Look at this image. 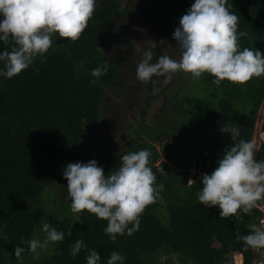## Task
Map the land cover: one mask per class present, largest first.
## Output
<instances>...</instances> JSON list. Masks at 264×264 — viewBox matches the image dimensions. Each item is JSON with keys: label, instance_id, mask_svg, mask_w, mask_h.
Masks as SVG:
<instances>
[{"label": "trees", "instance_id": "1", "mask_svg": "<svg viewBox=\"0 0 264 264\" xmlns=\"http://www.w3.org/2000/svg\"><path fill=\"white\" fill-rule=\"evenodd\" d=\"M174 1L180 7L176 18L195 2ZM230 3L231 11L239 17V30L247 32L240 38L242 48L264 52V0ZM125 4L108 0L106 6L97 5L78 40L57 33L48 52L37 57L32 66L11 79L0 77V226L7 225L3 230L7 239L0 236V264H19L14 249L18 244L25 246L21 240H30L37 226L36 238H45L43 211L55 202L51 185L59 169L57 160L82 150L86 146L82 140L105 121L103 98L108 86L119 91L115 86L119 66L104 54L102 44L128 48L129 39L118 29L116 18L126 9ZM10 47L0 41V51ZM106 60L107 73L92 76V69ZM203 75L204 97L180 95L174 90L176 97L169 98L152 123L134 126L139 147L133 151L151 150L157 183L164 185L163 200L145 208L139 229L113 241L104 231L107 220L84 210L79 216L83 223L73 224L69 205L62 204L48 222L64 232V240L38 250V257L26 250L23 264H86L88 249L100 253L102 264H107L113 251L126 256L124 264H223L231 255L237 264L253 263L254 249L237 237L249 234L252 225L258 226L261 208L242 214L239 220L221 218L219 206L205 207L198 201L201 173L191 185L187 183L194 167L211 174L225 149L235 143L221 127L240 128L242 138L256 141V159L264 160V76L244 84L225 79L217 86L212 74ZM153 79L158 83L148 82L150 98L160 85V77ZM167 112L175 121L173 127H167L162 118ZM157 144L163 145L162 152ZM160 156L170 163L156 166ZM79 238L88 249L73 257L71 245ZM154 256L164 259L152 262Z\"/></svg>", "mask_w": 264, "mask_h": 264}, {"label": "clouds", "instance_id": "2", "mask_svg": "<svg viewBox=\"0 0 264 264\" xmlns=\"http://www.w3.org/2000/svg\"><path fill=\"white\" fill-rule=\"evenodd\" d=\"M97 2L0 0V41L11 46L10 50L0 51V77L11 79L32 66L37 57L42 58L48 52L52 37L57 33L73 42L78 40L94 15ZM231 9L230 0H195L173 33L182 50L181 58L176 60L169 55H161L153 62L152 48L157 47L153 40L152 48L143 52L138 63L137 79L155 85L158 81L153 77H163L164 83H169L178 72L189 73L193 80L210 73L215 77L213 83L219 86L225 79L244 84L253 77L264 76V52L242 48L240 38L246 37L247 32L239 30V17ZM108 68L109 61L106 60L103 65L92 69L91 75L99 78L107 73ZM221 131L230 133L235 143L225 149L218 167L211 174H201L203 186L197 197L205 207L219 206L221 218L234 216L239 220L242 214L251 213L260 202H264V160L256 159V141L242 138L240 128L225 126ZM86 143L87 140H82V145ZM151 157L150 149L126 152L120 157V166L108 175L96 159L68 163L63 175L67 178L70 210L77 214L73 224L76 221L83 223L79 216L87 210L108 221L104 231L113 241L118 235H131L137 231L145 208L163 200L164 185L157 183ZM193 180L189 179L187 184L191 185ZM6 227L0 226V236L5 239L7 236L3 230ZM41 231L46 233L44 239H22L25 246L18 244L15 247L14 254L19 264H23L26 250L38 257V250H46L50 244L64 240V232L47 220L43 222ZM237 239L254 249V260V252L257 250L258 257V250H264L261 249L264 248V227L252 225L249 234ZM82 249H88V245L79 238L71 245V255L76 257ZM88 252L86 264H102L97 250L88 249ZM231 259L237 264L234 255L223 264L230 263ZM125 260L123 253L113 251L107 264H124Z\"/></svg>", "mask_w": 264, "mask_h": 264}, {"label": "rangeland", "instance_id": "3", "mask_svg": "<svg viewBox=\"0 0 264 264\" xmlns=\"http://www.w3.org/2000/svg\"><path fill=\"white\" fill-rule=\"evenodd\" d=\"M121 1L129 3V0ZM139 1L130 0L134 4ZM152 1L158 7L157 12L159 16L165 20L171 14L170 6H176L174 5V0ZM97 4L99 6H106L108 0H98ZM117 17L118 25L123 27L125 34L121 32L129 39L128 48L116 47L109 42L102 44V47L104 53L109 54L113 62L119 66V76L115 80V86L119 91H111V86L107 87L102 102L106 112L105 121L95 129H92L88 134L86 146L82 150L73 151L66 158H59L57 160L56 166L59 169L51 185L55 202L44 208L43 218L45 221H49V218L59 211L55 210L58 206L68 204L70 208L71 200L67 192V178L63 175V170L68 163L88 162L91 159H96L99 165L105 169V175H108L120 166L122 162L120 157L126 152L133 151L136 147L137 135L135 134L134 126L141 122L152 123L162 108L169 104V98L172 100L176 97L174 90L180 95L205 96V89L202 83L204 75L198 80H193L189 73L178 72L173 75V79L169 83H164V78L160 77V85L155 87L154 98L150 99L147 89L148 83L141 82L137 79L136 75L138 63L143 58V52L152 48L153 40L155 41L153 33H148L150 26L144 23L149 21V18L142 13L138 14L136 18L133 17L131 21H127L124 20L123 13L120 12ZM180 18L177 17L174 20L178 21L179 24ZM168 33L171 36V40L163 49L157 50L156 47L152 48L154 52L153 62H155V59L157 61L161 55H169L176 60L181 58L182 50L177 45V41L173 36L174 31ZM146 104L150 105L146 107ZM144 111H146L145 117L143 115ZM162 118L168 123L167 127L176 125L174 124V119L170 118L169 112L163 114ZM157 145L162 152L163 145ZM163 162L170 163L164 156H160L154 164L161 167ZM200 173L202 174L203 172L192 168L189 171L188 181L189 179L195 180L196 176ZM47 193L53 197L51 191ZM43 196L45 195L43 194ZM72 214L74 221L77 219V214ZM39 231L40 226H37V230L31 239L36 238L39 235ZM173 258L178 262L175 255ZM162 259L164 258L154 256L151 261L160 262Z\"/></svg>", "mask_w": 264, "mask_h": 264}, {"label": "flooded vegetation", "instance_id": "4", "mask_svg": "<svg viewBox=\"0 0 264 264\" xmlns=\"http://www.w3.org/2000/svg\"><path fill=\"white\" fill-rule=\"evenodd\" d=\"M125 5L126 9L122 12L124 20L131 21L133 17L136 18L138 14L142 13L146 15L149 18V21L144 23L150 26V30L148 33H153L155 42L157 43V50L161 48L163 49V47L171 40V36L168 32L175 31V29L179 26L178 21L174 20L176 18L174 17V15L177 14L178 11H180V7H177L176 3L174 4L176 6H170L171 14L167 18V20H165L159 16L157 12L158 7L153 3L152 0H140L136 4L127 3ZM144 7H146L145 12ZM117 26L118 29L125 34L123 27L121 25H118V21Z\"/></svg>", "mask_w": 264, "mask_h": 264}, {"label": "built area", "instance_id": "5", "mask_svg": "<svg viewBox=\"0 0 264 264\" xmlns=\"http://www.w3.org/2000/svg\"><path fill=\"white\" fill-rule=\"evenodd\" d=\"M258 206L262 210V214L258 217V226L264 227V202H260ZM259 256L255 257L252 264H264V250H258ZM227 264H234V260L231 259L230 263Z\"/></svg>", "mask_w": 264, "mask_h": 264}, {"label": "crops", "instance_id": "6", "mask_svg": "<svg viewBox=\"0 0 264 264\" xmlns=\"http://www.w3.org/2000/svg\"><path fill=\"white\" fill-rule=\"evenodd\" d=\"M256 255H257V250L254 252V256L256 257Z\"/></svg>", "mask_w": 264, "mask_h": 264}, {"label": "bare ground", "instance_id": "7", "mask_svg": "<svg viewBox=\"0 0 264 264\" xmlns=\"http://www.w3.org/2000/svg\"><path fill=\"white\" fill-rule=\"evenodd\" d=\"M257 256V255H256Z\"/></svg>", "mask_w": 264, "mask_h": 264}]
</instances>
